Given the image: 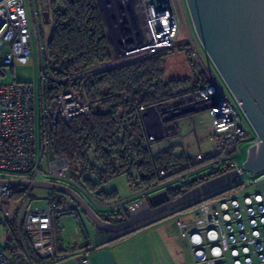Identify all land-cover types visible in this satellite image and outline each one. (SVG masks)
<instances>
[{
	"label": "trees",
	"instance_id": "1",
	"mask_svg": "<svg viewBox=\"0 0 264 264\" xmlns=\"http://www.w3.org/2000/svg\"><path fill=\"white\" fill-rule=\"evenodd\" d=\"M29 1L30 4L40 6L43 12H48L47 24L50 26L47 38L42 39L40 50V104L54 110L53 98L64 91L89 104L87 114L67 119L63 115H56L51 123L40 122V145H44L51 159L62 157L67 164V175L61 180L67 181L78 193V187L87 186L95 194L108 197L110 193L96 192L97 186L115 176L126 175L128 183L140 190L143 198L147 191L171 178L198 170L215 161L218 164V154L208 153L201 158L199 155V161H194L178 144L153 150L158 135H148L141 110L193 96L200 87L210 82L207 71L194 70L191 76L166 78L164 62L166 55L172 51L169 49L117 64L90 76L83 75L98 64L110 62L114 57L97 0ZM4 66L0 65V74H3ZM222 172V167H217L207 174H199L185 185L165 190L172 199ZM241 187L235 180L229 186L174 211L164 212L116 233L102 243L116 242L161 221L171 213L196 209L203 201L226 197L227 193ZM22 193L19 188H13L11 192L15 196ZM72 203L73 206L63 208V211H79L76 204ZM57 204L63 205L61 199L57 200ZM119 214H123L121 220L127 218L126 209ZM108 216L100 215L109 221ZM4 225L8 229L4 249L9 254L17 251L27 255L34 264L48 263V259L41 257L34 249L30 237L18 230L16 215L6 218ZM52 232L55 235L52 239L54 251L67 252L66 248L60 249L56 228L51 223L49 235ZM78 247L74 245L71 249Z\"/></svg>",
	"mask_w": 264,
	"mask_h": 264
},
{
	"label": "built area",
	"instance_id": "2",
	"mask_svg": "<svg viewBox=\"0 0 264 264\" xmlns=\"http://www.w3.org/2000/svg\"><path fill=\"white\" fill-rule=\"evenodd\" d=\"M108 1L112 12L111 24L118 29V50L112 48L113 60L98 64L83 75L90 76L126 61L173 49L178 18L170 0H132V13L129 10L131 0ZM31 36L37 43L40 59L37 29L29 27L24 1L0 0V65L13 67L27 64ZM188 50L197 57L191 45ZM38 77L40 80V70ZM53 102L54 110L40 104L41 123H51L56 115L67 119L89 111L87 102L66 91L56 94ZM155 108V112L147 115V128L160 130L161 133L173 129L169 121L179 116L181 111H204L209 120L207 129L224 154L222 170L236 169V180L242 186L264 182V170L257 173L241 171V165L231 159L238 144L245 138L246 130L240 114L211 76L210 82L200 87L193 96L178 98ZM141 110L144 113L147 109ZM33 121V86L15 80L0 83V180L34 181L42 173L41 160L47 153L44 145L36 149ZM48 169L49 176L61 179L68 171L62 157L50 159ZM13 188L0 182V195H10ZM30 190L28 186L20 211L16 214L17 228L30 237L34 249L41 257L47 258L48 263L58 262L70 253L54 251V243L49 236L52 223L50 209L25 206ZM194 214L192 218L173 220L178 235L190 245L194 264H264V192L255 188L251 193L237 197L203 201ZM4 217L6 219L7 216L0 215V225H4ZM87 263V259L81 260V264ZM0 264L34 263L27 255L17 251L9 254L4 244H0Z\"/></svg>",
	"mask_w": 264,
	"mask_h": 264
},
{
	"label": "rangeland",
	"instance_id": "3",
	"mask_svg": "<svg viewBox=\"0 0 264 264\" xmlns=\"http://www.w3.org/2000/svg\"><path fill=\"white\" fill-rule=\"evenodd\" d=\"M24 6L27 11L29 27L31 30L33 27L37 29V36L39 39V44L41 45L42 39H46L50 30L48 24L43 23L42 9L35 3H31L29 0H23ZM171 8L177 15L178 18V29L177 37L174 43L172 51L165 57L164 67H165V77H186L191 76L193 71L196 72L204 71L206 64L200 62V57L205 55L196 32L193 27L192 19L189 13V9L185 0H170ZM106 30L107 25L105 24ZM191 45L195 51L196 56L191 55L188 50V46ZM112 47V46H111ZM30 55L28 63L25 65L16 64L15 66H4L3 74H0V83H10L14 80L29 82L34 88V136L36 149L40 146V102H39V52L38 46L34 39V36L30 37ZM113 51V50H112ZM114 53V52H113ZM207 55V54H206ZM205 64V65H204ZM208 72V71H207ZM221 78V77H220ZM222 89L225 90L231 104L235 107L236 111L240 114L242 123L246 130L245 141L238 144L236 152L231 155V159L237 163L242 164L246 158L247 148L254 141L253 138L256 137V133L249 123L248 119L245 117L243 111L235 101L234 97L226 87L225 83H220ZM178 124L179 130L177 134L172 135L174 129L168 130V135L162 136V134H157L158 137L153 143V150H159L165 146L172 144H178L189 154L194 161H199L203 156L208 155L205 150L207 147L212 146V150L218 154V164L214 163L206 165L198 170L188 171L180 176L171 178L165 183L159 185L157 188L147 191L146 196H150L153 193L164 190L166 188H175L181 185H185L192 181L199 174H207L209 171L216 169L217 167H222V161L225 159L224 154L221 149L215 143L212 132L208 131L207 125L209 124L208 117L204 111H195L190 113V111H181L179 116H176L170 121L175 125V121L180 120ZM169 121V122H170ZM183 126L184 129L181 127ZM180 127L183 129L181 130ZM207 131L211 135V139L214 141L215 145L211 141H204V137ZM172 135V136H170ZM196 136H199L202 140L198 141ZM198 152H203V154L197 156ZM51 157L44 155L41 160V170L42 173L38 175L37 179L41 180H55L60 183L69 185L65 180H61V177H51L48 175V162ZM22 178V177H19ZM22 190V195L15 196L10 195H0V215L7 216L6 218H11L18 214L20 207L23 202L24 195L27 191V187H14V190ZM76 188V186H75ZM264 192V182L257 185H243L240 189L232 190L227 193L226 197H237L243 195L244 193H251L254 189ZM80 195L85 199V201L99 214V215H109V222L118 223L122 221V215L119 213H124V210L132 203L140 200L143 193L133 188L127 181L126 175H118L112 179L100 184L96 188L97 191H102L105 193H110L107 196L98 195L92 192L89 187L83 186L77 189ZM61 199L62 204H57V200ZM28 201L25 206L28 208L33 207H47L50 209L51 221L53 226L57 229L59 237L65 238V241L69 240L70 243H82L86 242L93 245V243L98 240H102L107 237H113L116 233L108 230H102L97 228L89 218L81 211L71 212L63 211V208L73 206L72 201L65 197L62 193H57L49 189L31 187L30 193L28 195ZM195 209H187L180 212L171 213L162 220L164 222H171L175 218H192L194 217ZM5 219V217H4ZM7 228L4 225H0V244H4L7 239ZM52 239L55 238L54 232L50 235ZM77 238V239H76ZM80 239V241H79ZM63 242V241H62ZM81 245V244H80Z\"/></svg>",
	"mask_w": 264,
	"mask_h": 264
},
{
	"label": "water",
	"instance_id": "4",
	"mask_svg": "<svg viewBox=\"0 0 264 264\" xmlns=\"http://www.w3.org/2000/svg\"><path fill=\"white\" fill-rule=\"evenodd\" d=\"M198 40L217 73L253 127L256 138L247 148L241 171L257 173L264 170V0H185ZM107 38L117 51L118 29L111 24L112 12L108 0H97ZM132 0L129 10L132 13ZM44 24L48 12L42 13ZM151 106L143 113L155 112ZM174 132L175 125L171 124ZM148 135L160 134L151 131ZM237 170H227L194 185L175 198L160 190L145 196L127 207V218L118 223L100 215L71 186L53 180H0L12 187H38L66 195L79 211L99 229L119 233L164 212L200 199L232 184ZM154 206V207H151Z\"/></svg>",
	"mask_w": 264,
	"mask_h": 264
},
{
	"label": "crops",
	"instance_id": "5",
	"mask_svg": "<svg viewBox=\"0 0 264 264\" xmlns=\"http://www.w3.org/2000/svg\"><path fill=\"white\" fill-rule=\"evenodd\" d=\"M200 59V62L206 64L205 70L208 71L212 80L227 96L220 84L223 81L208 56L205 54L203 57H200ZM180 121L181 119L175 121L176 131L173 132L172 135L178 133V124ZM181 127L184 129L183 126ZM181 127L180 129L183 130ZM205 133L204 141H212L215 145L214 141L211 139V135L207 131H205ZM160 134L165 137L168 135L167 132ZM255 138L256 137H254L253 140H255ZM196 139L198 141L202 140L199 136H196ZM243 141H245V138ZM181 149L183 150L182 147ZM207 149L205 153L214 152L212 146L207 147ZM198 153L197 156L203 154V152ZM215 162L212 163L216 165ZM55 234L59 239L60 249L66 248L70 255L58 262L47 264H81V260L83 259L88 260L87 264H194L191 258L190 245L185 239L178 235L173 220L167 223L161 220L155 224L143 227L116 242L102 243L111 238L107 237L98 240L91 246L85 241L82 243H70L69 240L65 241L64 237L60 239L57 229ZM74 245H79V247L72 250L71 247Z\"/></svg>",
	"mask_w": 264,
	"mask_h": 264
},
{
	"label": "flooded vegetation",
	"instance_id": "6",
	"mask_svg": "<svg viewBox=\"0 0 264 264\" xmlns=\"http://www.w3.org/2000/svg\"><path fill=\"white\" fill-rule=\"evenodd\" d=\"M151 207H154V206H151Z\"/></svg>",
	"mask_w": 264,
	"mask_h": 264
}]
</instances>
